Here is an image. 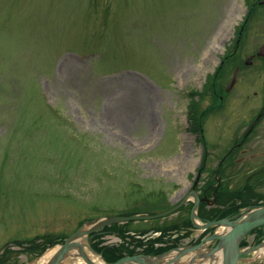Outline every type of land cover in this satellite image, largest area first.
<instances>
[{"label": "rangeland", "instance_id": "374dc122", "mask_svg": "<svg viewBox=\"0 0 264 264\" xmlns=\"http://www.w3.org/2000/svg\"><path fill=\"white\" fill-rule=\"evenodd\" d=\"M263 43L256 0H0V264H36L85 223L159 214L194 182L216 186L212 170L264 107V57L247 65ZM242 149L222 185L261 205L264 123ZM191 209L125 227L194 229ZM191 233L185 245L210 235Z\"/></svg>", "mask_w": 264, "mask_h": 264}, {"label": "water", "instance_id": "95a60500", "mask_svg": "<svg viewBox=\"0 0 264 264\" xmlns=\"http://www.w3.org/2000/svg\"><path fill=\"white\" fill-rule=\"evenodd\" d=\"M258 55L264 56V46L260 49ZM237 73L238 72H236L234 81L229 87V90L232 89L236 83ZM193 193L197 197V201L192 212V219L194 220L197 218L195 211L200 204V199L195 191ZM176 209L177 207L169 212L156 216L106 217L104 219L87 223L83 225L75 234L70 236L65 241L64 245L60 246L50 264H61L68 253L76 249L80 250V256L85 260L86 264H96L85 254L84 244L79 242L80 239H83L88 248L96 254L89 244V236L91 234L113 224H120L132 220H150L163 217ZM194 225L202 230L213 227H225L226 231L221 234L215 233L212 236L203 239L199 244L193 246L179 247L159 256H127L114 264H200V259L203 261L209 259V264H216L217 254L220 252L222 253V264H240V262L243 261V256L252 254L264 247V243L245 250L241 247L242 242L252 231L264 226V206L251 210L248 209L244 214L238 216L234 220L223 219L210 221L201 226L195 223ZM213 242H218L217 246L209 248V245ZM187 258V261L184 260Z\"/></svg>", "mask_w": 264, "mask_h": 264}, {"label": "trees", "instance_id": "16d2710c", "mask_svg": "<svg viewBox=\"0 0 264 264\" xmlns=\"http://www.w3.org/2000/svg\"><path fill=\"white\" fill-rule=\"evenodd\" d=\"M221 69V68H220ZM219 69V71H220ZM215 78H217L215 76ZM247 204V203H246ZM245 203L243 205H241L242 207L244 205H246ZM238 209V207H237ZM216 216V214L213 215V217ZM224 215L221 214L217 217H223ZM216 218V217H215ZM213 219V218H212ZM128 224H125L123 226H119V225H114L111 227H107L105 228L101 233H97L94 234V238L95 237H100L101 235L105 234V233H113L118 235L120 238L122 239H126L127 238V233L129 232L125 226ZM120 227H123L122 229H119ZM172 229H175V226H171V227H157L156 230L159 231H163L164 235L158 239L155 240H149L148 242H144L143 240H135V238H131L130 242H128L127 244H122L120 246H103V247H99L97 244H95L93 247L95 250H97L98 252L102 253L104 258L110 262V263H114L116 261H118L119 259L123 258L124 255L127 253L129 255H134L136 250L135 249H131L130 246L134 245V248L137 247H143V253L148 254V255H158L161 254L163 252H165L166 250L170 249V248H174L176 245L180 244L181 239L179 240H174L173 243L171 245L167 244L165 247H161V248H156L154 245L155 243L159 242V243H169V240H167L165 237H167V231H170ZM113 230V231H110ZM147 232H142V234H145Z\"/></svg>", "mask_w": 264, "mask_h": 264}, {"label": "flooded vegetation", "instance_id": "af4514ba", "mask_svg": "<svg viewBox=\"0 0 264 264\" xmlns=\"http://www.w3.org/2000/svg\"><path fill=\"white\" fill-rule=\"evenodd\" d=\"M256 1H259L260 5L264 6V0H256ZM263 85H264V83H263ZM263 106H264V101H263ZM258 117H259V119H258ZM249 122H250V125H249V127H247L244 130L245 132H243V137L240 136L238 139L237 138L232 139L230 148L221 157V160L219 161L217 167L214 170H212L215 172L216 175H221V172L223 171L222 168L226 164L227 161H230L232 159V160L238 162L240 160L238 158H235L236 154L238 153L239 150L242 149V147L244 145H246L250 141V139L255 134V131L259 127V125L264 123V107L260 108L257 112L256 111L253 112L251 115V118L249 119ZM237 130H238V128L236 129V132H237ZM242 151H243V149H242ZM207 160H208V155L204 159L205 166L207 165ZM203 170H201V172H203ZM208 174H210V170L208 171ZM197 185H198V182H194L192 187L197 186ZM208 191H209V189H208ZM204 198H206V197H204ZM204 203L207 204V209L209 211L214 209L215 205L213 203H207V202H204ZM204 203L201 204L200 210L203 208ZM229 207L232 208L233 206H229ZM235 215H233L231 217L233 218V217H235Z\"/></svg>", "mask_w": 264, "mask_h": 264}, {"label": "bare ground", "instance_id": "6f19581e", "mask_svg": "<svg viewBox=\"0 0 264 264\" xmlns=\"http://www.w3.org/2000/svg\"><path fill=\"white\" fill-rule=\"evenodd\" d=\"M197 224H200L199 221H195ZM225 228L221 227L218 231V233H222L224 232ZM79 242H81L82 244H84V252L87 255V257L92 260L94 263L97 264H102L103 263V259L95 254L94 252H92L88 246L86 245V242L83 239H80ZM59 247H55L51 250H49L48 252H46L38 261L36 264H50V262L54 259L56 253L58 252ZM258 255H264V247H262L260 249V251H258ZM200 264H209V259L208 260H199ZM61 264H86L85 260L80 256V250L76 249L70 253H68V255L63 259V261L61 262ZM216 264H222V253H218L217 254V258H216Z\"/></svg>", "mask_w": 264, "mask_h": 264}]
</instances>
